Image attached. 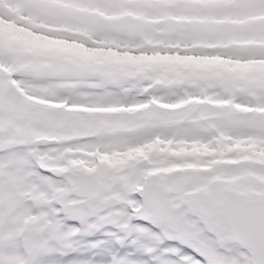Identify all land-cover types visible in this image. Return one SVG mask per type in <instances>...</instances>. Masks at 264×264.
<instances>
[{"label":"snow or ice","instance_id":"1","mask_svg":"<svg viewBox=\"0 0 264 264\" xmlns=\"http://www.w3.org/2000/svg\"><path fill=\"white\" fill-rule=\"evenodd\" d=\"M92 6L109 7L106 0ZM29 7L35 19L54 22L68 18L76 5L31 0ZM118 27L103 17L92 24L101 33ZM58 58L122 67L0 35V63L7 64L0 69V120L27 103L11 94L14 78L31 72L47 79ZM237 75L253 93L249 102L264 104V70ZM104 156L101 151L91 170L57 173L41 166L28 145L0 136V241L18 213L27 211L31 217L26 242L0 243V264H95L98 259L113 264H264V184L245 188L226 178L242 171V165L186 167L166 160L159 163L177 170L158 172L157 162L148 158L117 165ZM258 168L264 171V165ZM26 179L49 190L62 185L65 191L34 201L20 194Z\"/></svg>","mask_w":264,"mask_h":264},{"label":"rangeland","instance_id":"2","mask_svg":"<svg viewBox=\"0 0 264 264\" xmlns=\"http://www.w3.org/2000/svg\"><path fill=\"white\" fill-rule=\"evenodd\" d=\"M17 5L21 6L20 3H17ZM259 12H264V8L260 9L258 12L254 11V10L252 11L253 14H256ZM1 18L7 19L12 24V19H10V17H6L4 15V13H2L0 11V20H1ZM51 23L65 24L68 22H63L62 20H57V21H54ZM22 24L23 25H20V31H22L24 34H27V35L21 36L19 40L25 41V40L29 39V37L32 36V37L36 38L33 40V42H32L33 44L49 45L52 47L63 48V49L68 50L71 53H74V54L80 55V56L86 55L87 57L88 56L91 57L93 55L94 56L93 58H95V59H102L103 60V58L105 57L108 60V62H113V61L116 62L115 58L118 59V57L120 55V54H116L114 52L113 53L98 52L97 50H94L95 45H93L92 48H91V46L84 48L80 45L79 46L78 45L73 46L71 43L62 42L61 40L55 41L54 38H57L58 34L53 33L51 31H48V30H44V29L38 27L37 25H36V27L29 28V30H30L29 31L28 27L26 28V26H25V25H27V23L23 22ZM69 25L84 27L86 29L92 30L96 35L102 37V33L99 31L93 30V28H88L84 25H78V24L71 23V22H69ZM13 26H16V25L14 24ZM228 38H230V37H220V36L203 37V38H198V37L189 38V37H187V38H184L183 41L189 42L192 39L193 40L199 39V40H205V41L209 42V41H214V40L224 41V40H227ZM238 38H241V39L263 38L264 39V36H261V35L260 36L259 35L258 36H256V35H250V36L249 35H247V36L243 35L242 37H238ZM80 40H82L83 42H87V41H85L84 37H81ZM145 48L148 49L149 47H145ZM228 53H230V52H228ZM172 54H177V55L179 54L180 56L189 59V57L186 55L185 52H176L175 53L173 51H170L169 54L164 52V54L161 57H163V56L169 57ZM251 54L259 55V56L264 55V49L260 50V51H256L255 53H248V55H251ZM126 56H128V55H126ZM138 57L139 56H137V58ZM141 57L142 58H139L138 61H135L133 64H131L129 66L130 73L132 70H135L137 68L138 69L141 68V70H143V72H146L145 68H144L145 66L155 65V67H157L158 65H162L161 61L152 64V57H150V56H148V57L141 56ZM161 57H159V58H161ZM191 59H194V58H191ZM197 60H199V59H197ZM223 64H225L229 67H232L233 71L241 70L239 67H242L241 65H239V64L236 65V64H233L232 62L223 61ZM111 65L114 66L113 64H111ZM253 66L254 67H260V66H264V65H252L251 67H253ZM89 68H90V71L92 73L93 67L91 66ZM170 70L174 71V68L171 67ZM176 70L178 71V69H176ZM121 71H123V70H121ZM128 72L124 71V74H126V75L130 74ZM178 73L179 72H177V75H175L176 73L175 74H167V76L169 78H173V79H175L176 77H179L177 79H182V78H180L181 75ZM170 76H172V77H170ZM65 77L67 79L69 78L68 75H65ZM16 79H19V77H17ZM24 87H25V84H24ZM234 87L235 86L233 84V88ZM26 92L28 94H30V96H32L31 92H29L28 90ZM41 96H42L41 99L49 100V99H46L47 98L46 96H43V95H41ZM178 98H179V100L181 99L180 96H178ZM26 102L31 107H41V108L48 107V106H45L44 104L32 103L28 100ZM47 102H49V101H47ZM173 104L174 103H172V106H173ZM190 106H193V104H191ZM153 107H155V106H153ZM171 107H169L168 109L157 108L156 111H160V112L158 114H156L155 116H156V120L160 119V121H159L160 123L157 122V125H153L151 127L145 126L144 128H142L144 130L140 133L141 137L139 135V137L133 142H130V141L123 142V140H125L124 139L125 137L122 135L124 132L121 128L118 127V124L115 123V121H114V119L118 116V114L117 113H113L110 115L108 114L109 116L107 117V121H105V122L101 121L102 122L101 124H106V125L102 126L100 124L101 126H99L98 128L101 132H100V134L98 133V135H97V138L103 142L102 144H103L104 153H105L104 159L106 161L114 162L117 165H127L126 160L128 158L125 157L126 154L123 153L124 152L123 148H125L126 146H131V147L137 148V146L139 145V143L141 141H146L148 139H151V137L154 134H158V135L160 134L163 137L168 138L172 132L179 130V136L180 137H184L187 139L202 137L195 132L184 133L182 127H178V129H175V127H173V126L166 125V124L162 123L163 121H166V119H168V118L171 119V118L181 117L186 113L184 111H188V110H173V109H170ZM50 108L51 107H48L46 109H49V111H50L51 110ZM79 108L82 109L81 107L74 106L72 108V110H70L69 112L73 113V114H82L83 111H79ZM46 109L38 110V111L47 112ZM53 109H57L58 110L57 112H62V111L64 112L65 111V110L61 109V106L59 103H57V105H55ZM93 109L97 110L96 107H93L92 111H93ZM151 109L148 108V109H144V111H142V110L138 111V110H136L135 105L129 106L128 109L124 112H128V110L131 111L132 117L129 118L128 120L123 121V123H122V125L124 126L123 129H125L128 126L134 127V125L138 122V120L136 119V115H139L142 112L146 113V112H148V110L150 111ZM189 111H191V112L203 111L204 113H211L212 111H214L216 113L221 114V113L225 112V109L221 108V107L213 108V107L205 106V107H201V108L193 107L192 110H189ZM227 111H229V110H227ZM31 113H34V110H32ZM91 113L94 114L92 116H96L95 113H93V112H91ZM193 116H196V114L194 113ZM14 117H16V115H14ZM26 120H31V122H33V119L27 118ZM255 121H256V123H258V125L261 126V127H259V130H256V129H247V130L230 129L227 127H222L220 124V126L222 127V129L224 131L234 134L235 141L229 142L226 140H222L221 143L219 142L220 148L218 149V146L216 147L218 149V152H214V151L204 152L201 150V147L198 145H196V146L199 149H195L194 146L181 147L176 142L171 146L172 147V153L169 156L166 153H164L162 150H161V154H159L158 156H154V154H155L154 147H157V146L164 147V144H162L160 141H158L156 143H153V145H151L150 147L145 148L144 150H141L140 153L134 154V155H137L138 158L134 159L133 161H138L137 159L143 160L146 157V158H149L150 160H152L154 162H157L156 170L158 172H160V168H164V170H165L164 172H170V171H176L177 169L171 168L168 164L159 163V162L167 160V161H170L171 163H183L186 167H197L201 164V162H207L209 165H213L210 163V160L216 159L217 157L220 156L219 157V159L221 161L220 163H234V164L243 166L242 171L234 173L233 175L226 177V178L229 180H232V181L239 182L245 188H252L256 185L264 184V171H261L258 168L259 165H264V117H262V119L257 118V119H255ZM37 124L36 125L34 124V126L37 127V129H39V126ZM47 126H50V128L40 127L42 130H35L34 136H38L39 132L40 133L45 132L48 135H55V136L61 135L62 137H67V135H70L71 133H73L72 135L77 134V133H83V134L89 136V135L96 134V130H98L97 129L98 125H96L94 122L92 123L89 120H87L84 123L67 122L66 124H60V125H54L53 122H51V124L47 125ZM103 133H105V135H111V136L116 134V135H120L121 137L118 138L119 139V141H118V139H114V138L109 139L108 137H105L103 135ZM211 133H213V131L208 130L205 132L206 135H209ZM83 140L86 144L85 146L88 147L90 149V151H93V147H95L97 145L96 140H91V141L90 140L86 141V139H83ZM150 148H152V150H153L152 154L149 152ZM112 149L118 150V152L122 151V154H114L111 151ZM199 151L201 152V155H199ZM97 154H99V152ZM95 161L96 160H94L88 154L85 158L82 159V161L76 162L74 159L75 163L74 162L72 163L71 169L88 168L91 170L96 165ZM216 163H218V162H216ZM73 164H76V166H73ZM256 190L259 191L261 189L256 188ZM109 195H113V194H109ZM116 195H118V194H116Z\"/></svg>","mask_w":264,"mask_h":264},{"label":"bare ground","instance_id":"3","mask_svg":"<svg viewBox=\"0 0 264 264\" xmlns=\"http://www.w3.org/2000/svg\"><path fill=\"white\" fill-rule=\"evenodd\" d=\"M29 2H31V0H28ZM254 5L253 7L255 9L257 8H261V7H264V0H255L254 2ZM30 4H24L25 7H29ZM68 18H70L71 20H76V21H79L81 23H84L90 27H92V24L93 22L95 21V19L97 17L95 16H90L89 14H86V13H76V12H71V14L68 16ZM129 19V18H128ZM125 19H117V20H107L109 22H114L116 25H118V29H112V28H109L108 29V32L110 33H122L123 30L128 27V30L129 29H133L135 31H142L143 33H150V30L152 28L151 25H144L142 22L140 21H132L131 19L128 21H124ZM250 28H253V25L250 26ZM232 29V26H222L220 29H217V28H214L212 25H206L204 27H202L201 29L199 28H196V35L201 37V36H213V35H221L222 33H227V32H230ZM19 29L18 28H11L9 25H1L0 26V35H6L10 38H13V39H18V33H19ZM186 32V30H185ZM165 35L169 36L170 33L169 31H165L164 32ZM34 40L31 39L29 40L28 42L29 43H32ZM89 57V56H88ZM139 59L138 58H134L133 55H128V56H123V55H120L118 57V62H120L122 65L124 66H127L130 65L131 63H133L134 61H138ZM154 60V58H153ZM176 61L175 62V66L176 68H179V69H182L181 71V74L185 75V76H196L198 78H210L211 80L212 79H222L223 81H225L226 83H228V79L227 77H230L231 75H227V69L225 66H223L221 63L219 62H210L208 60H205V62H202L200 61L199 64H195L196 62L195 61H190L188 59H185L183 57H176V56H173V58H163V62L165 64H169L171 61ZM106 61V60H105ZM188 63V66H186V64ZM204 63H209V67H211L210 69L206 68V64ZM111 64L108 63V64H105L103 66H100L101 68L103 69H106V68H110ZM52 67H58L57 70L59 71L61 68L64 69L63 70V73L66 72V71H71V70H76L77 72H86L87 68L84 63H81L79 65H76V67H72L66 60L62 59V58H58L55 63L53 64ZM170 68V67H169ZM247 73H250V72H253V71H246ZM242 72L240 73H234L233 75V78L231 79V81L237 79V77H239L237 74H242ZM93 76V75H92ZM127 80L126 81H129L130 79L129 78H126ZM13 96H15L16 94H18V92H16L14 89L12 90V93H11ZM26 106H22V107H19V106H15L13 108V114L14 113H18L20 116L23 115V113L25 112L26 110ZM152 111L154 110H151L150 112H148L144 118L146 119V124H151L152 121L149 119V117H152L153 116V113ZM235 110H232L231 112L229 113H224L222 116L223 117H226V116H230L232 114H234ZM238 112V111H236ZM55 113H58V117H54L55 119H53V122L56 123V124H60L61 123V119L62 117L64 116V112L63 113H60V112H55ZM37 117L36 118V122L40 123L41 120H47V116L46 115H43L42 113L39 114L38 112L35 113ZM84 116V115H82ZM80 115H76L74 118H71V117H65L69 122H78V123H84L86 122L87 120L91 121L92 123L94 122H100L101 118L102 117H91V116H86L84 118L81 119ZM119 120H123V119H126L127 118V115L124 114V113H121L119 114V116L117 117ZM118 120V121H119ZM148 126V125H147ZM185 128H190L191 130H194L196 129L198 126V123H195V124H187L185 123ZM142 131V129H141ZM140 130L138 131H135V132H132V133H128V138L130 141H133L132 139L134 138H137L138 137V134H139ZM109 138H111L110 136H108ZM115 139H118V136H114ZM119 141V139H118ZM163 149L162 147H157L156 149V152H155V155H159V150ZM168 155V154H167Z\"/></svg>","mask_w":264,"mask_h":264}]
</instances>
